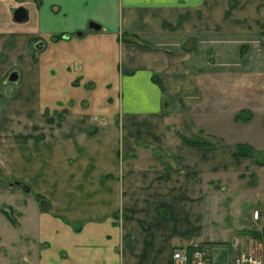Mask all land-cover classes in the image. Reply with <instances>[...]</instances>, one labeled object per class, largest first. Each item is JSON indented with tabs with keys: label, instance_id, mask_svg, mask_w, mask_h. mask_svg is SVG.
Listing matches in <instances>:
<instances>
[{
	"label": "crops",
	"instance_id": "0c3cea01",
	"mask_svg": "<svg viewBox=\"0 0 264 264\" xmlns=\"http://www.w3.org/2000/svg\"><path fill=\"white\" fill-rule=\"evenodd\" d=\"M263 31L264 0H0V192L15 176L49 203L24 204L19 188L5 201L16 226L0 214V234L10 228L24 253L25 227L36 245L15 264H174L172 251L189 245L224 261L254 249ZM207 104L225 130H193Z\"/></svg>",
	"mask_w": 264,
	"mask_h": 264
},
{
	"label": "rangeland",
	"instance_id": "374dc122",
	"mask_svg": "<svg viewBox=\"0 0 264 264\" xmlns=\"http://www.w3.org/2000/svg\"><path fill=\"white\" fill-rule=\"evenodd\" d=\"M5 78H6V76H5ZM8 82H11V81H8ZM3 96L4 95L2 93H0V98H4ZM209 98H210L209 99L210 102L214 100V99L211 100V96ZM214 111H215L214 109H210V106L208 104L206 105V107H204L202 109L193 111V114L195 115L194 119L199 124V125L198 124H195V125L193 124L194 125L193 126V130L194 131L198 130L197 128L199 126H200V130H201L200 133L203 132V129H206V130H209V131H211V129H213V130H219V129L225 130L226 121L223 118H221V119H217L216 118V119L212 120L211 113H213ZM225 112H227V113L230 112L231 115H232L231 116L232 119L235 120V121L242 120V116H243L242 114L244 113V112H242L240 110H235V109L225 110ZM170 126H174V125L171 124ZM175 126H177V125H175ZM169 131H170V129H169ZM175 131H177V130H175ZM232 133H233V134H231L232 136L234 134L239 135V134H241V130H234L233 129ZM206 137H207L206 141H208L210 143H211V141L214 142V139L211 138V136L210 137L206 136ZM144 149H145V154L143 155L144 159L141 161V163L144 160L150 161V157H149V154H148V153H150V151H149V149L147 147H145ZM159 157H161V155ZM144 162H146V161H144ZM13 179H17V178L15 176H13V177L8 178L4 182L8 186H11V187L8 188V192L7 191H1L0 192V214H2L6 218L7 222L10 225L16 226L15 208L11 204H6L5 203V201H9L10 202L11 200H15L16 199L15 194H13V192H11V191H13V190L15 191L16 188H19L22 191V188L16 182H14ZM22 192H23V195L21 197L19 196L20 198H18V200L22 199V202L24 204L26 202H28L27 200L29 198L33 197L37 201L39 200V198H41L40 195H38V194L35 195L33 193V191H31V192L22 191ZM206 205H207L206 209H207L208 215L211 218V201H209ZM23 224H25V223H23ZM2 230H3L2 235L0 234V263L15 264L18 261H20V259L23 260L24 262H28V260H31V257L34 255V250H35L34 247L36 245H32L31 238L26 236L27 235L26 234V228L24 227V237L22 239L23 240L22 242L24 244V247H23L24 253H20L19 252V249H21L19 247V244H20L19 243V239H18V242H17L16 241V237H14L15 234H12V231L10 230V228L6 232V230L2 226ZM262 238L263 237L261 236V238L258 239V240H255V242L253 240L251 245H252V248H254V250L259 251V252H261L263 254L264 239H262ZM257 242H258V244H257ZM203 250L208 255H211V248L210 247L206 248V249H203Z\"/></svg>",
	"mask_w": 264,
	"mask_h": 264
},
{
	"label": "built area",
	"instance_id": "2783aa9c",
	"mask_svg": "<svg viewBox=\"0 0 264 264\" xmlns=\"http://www.w3.org/2000/svg\"><path fill=\"white\" fill-rule=\"evenodd\" d=\"M256 217V212H253ZM194 247V246H193ZM174 264H264L261 252L254 249H239L229 255L224 261L216 260L201 248L194 247L190 252L185 248L175 249L171 253Z\"/></svg>",
	"mask_w": 264,
	"mask_h": 264
},
{
	"label": "water",
	"instance_id": "95a60500",
	"mask_svg": "<svg viewBox=\"0 0 264 264\" xmlns=\"http://www.w3.org/2000/svg\"><path fill=\"white\" fill-rule=\"evenodd\" d=\"M11 16H12V19L15 21H22L26 17V10L22 5H17L13 8ZM86 26H87V28H91V29H98L100 27V25L93 20H89L87 22ZM75 33L78 35L81 33V31H76ZM41 43L42 42H37L34 46L36 48H39V47H41ZM16 79H17V71L15 69H11L8 72V74L6 75V80L7 81H15ZM13 180L22 188V190H24V191L29 190L27 184L24 183L23 181H21L19 179H13ZM38 205L43 210H46L49 207V203H48L47 199H45L43 197L39 198Z\"/></svg>",
	"mask_w": 264,
	"mask_h": 264
},
{
	"label": "trees",
	"instance_id": "16d2710c",
	"mask_svg": "<svg viewBox=\"0 0 264 264\" xmlns=\"http://www.w3.org/2000/svg\"><path fill=\"white\" fill-rule=\"evenodd\" d=\"M121 34H123V35H129V34H132V33H127V32H125V31H123ZM61 34H53L52 35V39H57L59 36H60ZM134 37H137L135 34H132ZM121 40H123V41H133V40H131L130 38H127L126 36H124V37H121ZM134 42H137L136 40H134ZM242 47L243 46H241V50H242ZM32 59L33 60H35L36 59V57H35V55H34V53H32ZM157 83H159V80L158 79H156V78H153ZM180 138H181V141L183 142V143H185V144H188V145H191V146H212L214 143L213 142H208V141H206V140H189V139H186V138H184V137H182V136H180ZM261 236L263 237L262 239H264V231L262 232V233H255V237L256 238H258V239H260L261 238ZM194 247L193 246H191V245H189V246H187V251L188 252H190L192 249H193ZM263 257H264V249H263Z\"/></svg>",
	"mask_w": 264,
	"mask_h": 264
}]
</instances>
